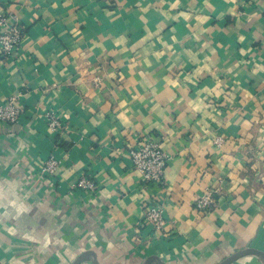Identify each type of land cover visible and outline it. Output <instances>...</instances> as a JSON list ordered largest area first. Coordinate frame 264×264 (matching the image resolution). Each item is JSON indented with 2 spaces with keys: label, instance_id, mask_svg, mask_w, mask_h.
I'll return each instance as SVG.
<instances>
[{
  "label": "crops",
  "instance_id": "obj_1",
  "mask_svg": "<svg viewBox=\"0 0 264 264\" xmlns=\"http://www.w3.org/2000/svg\"><path fill=\"white\" fill-rule=\"evenodd\" d=\"M0 7L26 32L0 56V103L24 108L0 121L2 264H220L248 248L259 253L230 264H264V0ZM146 132L170 155L162 184H144L128 154ZM51 156L59 172L37 180ZM85 174L93 194L75 187ZM151 200L161 230L144 219Z\"/></svg>",
  "mask_w": 264,
  "mask_h": 264
},
{
  "label": "built area",
  "instance_id": "obj_2",
  "mask_svg": "<svg viewBox=\"0 0 264 264\" xmlns=\"http://www.w3.org/2000/svg\"><path fill=\"white\" fill-rule=\"evenodd\" d=\"M25 28L21 24L19 15L12 10L0 7V56L6 57L22 45L25 37ZM24 113V108L19 104L18 96L11 95L5 103H0V121L19 122ZM47 120L52 130L62 127V122L54 112L47 113ZM218 149L225 146L226 138L218 134L214 139ZM134 170L138 173L144 184L164 182L165 170L170 155L162 145V138L150 133L137 135L135 143L128 150ZM61 160L51 156L42 166V171L37 176L42 179L44 175L53 178L59 172ZM87 194L96 192V183L89 175L80 176L75 184ZM217 205L214 190L208 189L195 202V208L204 212L211 211ZM144 219L152 224L155 229L161 230L166 225L164 217V206L154 200L146 203L144 208Z\"/></svg>",
  "mask_w": 264,
  "mask_h": 264
},
{
  "label": "water",
  "instance_id": "obj_3",
  "mask_svg": "<svg viewBox=\"0 0 264 264\" xmlns=\"http://www.w3.org/2000/svg\"><path fill=\"white\" fill-rule=\"evenodd\" d=\"M250 253H259L257 250L253 249V248H248L246 250H243L241 252L235 253L232 256H230L229 258H227L226 260H224L223 262H221L220 264H230L232 261L236 260L237 258L246 255V254H250ZM83 256H80L75 262L74 264H78V262L82 259ZM152 260V258H150L148 260V262L146 264H149V262ZM0 264H2L0 262ZM97 264V263H96Z\"/></svg>",
  "mask_w": 264,
  "mask_h": 264
}]
</instances>
